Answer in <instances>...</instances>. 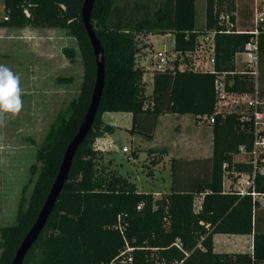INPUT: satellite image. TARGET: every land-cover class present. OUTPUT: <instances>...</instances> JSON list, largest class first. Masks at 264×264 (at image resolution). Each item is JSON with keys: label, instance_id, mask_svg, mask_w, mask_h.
<instances>
[{"label": "trees", "instance_id": "1", "mask_svg": "<svg viewBox=\"0 0 264 264\" xmlns=\"http://www.w3.org/2000/svg\"><path fill=\"white\" fill-rule=\"evenodd\" d=\"M83 2L4 0L8 19L0 20L1 26L65 30L77 42L84 71L78 95L57 114L37 145L36 161L30 166L32 187L28 196L25 193L29 184L22 189L16 222L0 228V264H12L47 199L66 149L92 100L97 63L82 19ZM235 7V0H207L206 25L198 28L196 0H165L154 11L138 0H127L122 5L116 0L95 1L91 20L105 59L102 97L92 128L79 145L55 206L23 264H112L125 243L124 237L133 245L164 247L179 237L185 248L191 250L184 264L264 263V232L255 227L258 198L251 193L242 195L233 188L224 190L226 171L233 179L234 172L254 171L251 160L236 158L241 156V147L246 151L252 149L254 120H241L240 110L215 114L216 74L211 71L192 67L153 70V91L147 94L144 81L147 67L137 58L140 35L172 33L174 49L185 54L195 50L201 38L215 31L217 71H236V54L244 49L252 34L249 30L225 32L226 26L220 24L219 15L228 12L234 21ZM259 28L258 80L250 74H228L227 88L232 92L253 93L257 89L264 96V23ZM64 51L71 61L75 59L73 49ZM59 81L71 82L73 78L60 77ZM107 111L132 113L129 131L147 138L153 137L158 117L163 113L197 117L215 114L214 122L209 123L213 129L212 155L172 157L170 189L159 197L141 191L135 181L111 169L104 162V151L95 147L98 137L115 128L102 118ZM254 185L259 196L264 195V173L256 172ZM201 194L202 209L196 211L194 201ZM120 224L123 234L116 227ZM205 224H209L208 229ZM215 233H254L253 252L217 253L213 249ZM202 237L205 249L195 248ZM143 252L148 251H136L135 264L144 262ZM162 254L167 258L183 255L176 247ZM150 262L145 257V264Z\"/></svg>", "mask_w": 264, "mask_h": 264}, {"label": "rangeland", "instance_id": "2", "mask_svg": "<svg viewBox=\"0 0 264 264\" xmlns=\"http://www.w3.org/2000/svg\"><path fill=\"white\" fill-rule=\"evenodd\" d=\"M127 0H116L122 5ZM143 6L147 5L154 11L163 4L162 0H138ZM1 4V3H0ZM203 1L197 0V26L203 27ZM264 7V1L260 8ZM143 14V12H141ZM140 13V14H141ZM5 17L0 8V20ZM252 27L254 24L252 23ZM1 26V25H0ZM249 28V29H251ZM151 40L155 50L171 48L174 37L168 34L154 33ZM75 51V59L67 56L64 49ZM148 54V55H147ZM151 54L145 50L147 68H153ZM143 60V58H142ZM238 69L244 66L239 60ZM0 64L6 65L19 75L22 107L19 112H0V228L16 222V214L22 189L29 184L26 196L30 194V166L36 161V148L39 145L51 123L59 112L63 111L68 103L75 98L80 90L83 79V63L76 40L65 30L58 28H7L0 27ZM147 73V72H146ZM72 77L73 81L60 82L59 78ZM148 86V83L146 82ZM146 86V91L150 89ZM183 116L185 133L191 134L195 130L201 131L203 147L194 155H208L212 149L210 126L200 127L193 121V115ZM115 111L104 112L102 118L109 122L114 119ZM158 127V140L163 145L173 144L171 155L177 156L175 148L178 141V123L180 117L174 114H165L161 117ZM122 123V122H120ZM193 124V125H191ZM209 125V124H208ZM113 131L109 132L112 133ZM112 156H105L104 162L115 166L126 176L132 172V180L136 181L141 191L162 192L168 191L171 183L170 163L161 153L153 155L149 151L141 150L139 157L132 156L136 143L130 140L125 128H118L110 137ZM129 148L128 152L124 147ZM165 153V152H164ZM151 154V156H150ZM170 157V156H169ZM111 158V160H110ZM237 160L244 159L241 156ZM158 159V162L155 160ZM166 165V167L164 166ZM164 166V167H163ZM113 169L112 167H110ZM35 176H33L34 178ZM161 194V193H160ZM160 194L158 196H160Z\"/></svg>", "mask_w": 264, "mask_h": 264}, {"label": "built area", "instance_id": "3", "mask_svg": "<svg viewBox=\"0 0 264 264\" xmlns=\"http://www.w3.org/2000/svg\"><path fill=\"white\" fill-rule=\"evenodd\" d=\"M25 12L28 16L30 15L27 10H25ZM4 18L8 19L6 16ZM219 20L220 24L226 26L225 32L227 33H241L247 31L238 28L236 20L233 21L231 14L228 12H221ZM263 23L264 7L256 10L253 19L254 27L248 29L252 34V37L245 44L244 49L236 54V64H238L239 67V60L241 59V63L244 66L243 69H238L237 67L236 71H217L215 67V31L201 38L198 47L185 54L174 49V47L152 50L149 52L151 54V62L149 64L153 65L154 70L164 71L175 68L184 69L192 67L194 69L215 73V90L217 97L215 114H226L227 112L240 110L243 112L241 120H254V141L252 149L246 151L244 147H241V157L244 158L242 160H251L254 166V171L252 173L234 172L236 176L234 179L228 175L227 171L224 174V190H230L233 188L242 195L251 193L254 198L259 197V194L255 191L254 185L256 172L260 171L264 173V96H261L257 89L253 93L232 92L228 90L226 76L235 72L250 74L257 82L259 76V27ZM146 64L148 63L145 62V66L147 67ZM215 114L209 117L201 116L200 121L212 123L215 120ZM124 151H129V148L125 146ZM202 203L203 196L201 194L194 201V208L196 211L202 209ZM201 223L204 224L203 221H201ZM205 226L207 229L209 228V224H205ZM116 227H118L123 234V226L120 224ZM124 239L125 243L112 264H135L138 260L135 254L136 251H148L147 253L143 252L144 262L142 264H145V257L151 261L149 264H184L186 258L191 253V250L185 248L184 241L179 237L175 238L173 243L168 247L145 246V243L143 245H133L125 237ZM202 240H204V237L201 238L195 248L205 249ZM170 247H176L180 250L183 253L182 257L167 258L166 255L162 254L164 250H167Z\"/></svg>", "mask_w": 264, "mask_h": 264}, {"label": "crops", "instance_id": "4", "mask_svg": "<svg viewBox=\"0 0 264 264\" xmlns=\"http://www.w3.org/2000/svg\"><path fill=\"white\" fill-rule=\"evenodd\" d=\"M163 2L165 0H162ZM203 1V13H202V18H203V27L206 25V6H207V0H202ZM264 0H235L236 7L235 11L233 14L235 15V20L238 28H241L243 30H248L251 28L253 25V19H254V14L257 9H260V5H262V2ZM0 8L3 9L5 8L4 5V0H0ZM196 10H197V0H196ZM5 14V12H4ZM197 20V19H196ZM197 24V22H196ZM3 27L4 30L10 27ZM198 27V26H197ZM203 27H198V28H203ZM51 29V28H50ZM153 33H149L147 35H140L139 36V44H138V60L140 63L145 65V50H148V53L151 52L152 50H155L153 41L151 40V35ZM168 35H174L172 33H167ZM174 47V41L173 45ZM171 47V48H172ZM148 55V54H147ZM143 58V60H142ZM238 67V64H237ZM153 68H147V73L144 74V81H145V86L146 82L148 83V88L150 89V92H147V94L152 93L153 91V86H154V72ZM165 114H174L180 117V121L178 123V135H177V143H176V152L177 156L171 155V151H173V144L170 145H163L164 147L161 148V144L159 143L158 140V127L161 123V117L164 116ZM186 114H178V113H163L159 115L157 125L153 134L152 138H147L142 134L139 133H131L129 129L132 127L133 124V116L132 113L130 112H115V117L114 119H111V121L106 122L108 124L113 125L115 128L112 133L106 132L102 136L98 137L95 143L96 148H100L102 151H104L105 156L109 157V154L112 156V149L110 147V142H111V135L115 133L118 128H125L129 135H130V140L136 143L135 150L132 153V156L134 158H138L140 151L145 150L149 151L150 153L159 154L161 153V158L163 159L164 156H168L167 159L170 163V159L172 157H184V158H194V157H206V156H211L213 150L211 151L210 154L206 155H194L198 152L197 150L199 147H203V141L201 140V135L202 132H196V130L191 133L187 134L185 133V126L188 125V123H183V116ZM193 115V114H191ZM193 121L191 123H196V125H199L200 127L204 126H210L211 132H210V138L212 139V149H213V129L212 125H210L207 121L201 122L200 117L193 115ZM122 122V123H120ZM209 124V125H208ZM193 125V124H191ZM165 152V153H164ZM151 156V154H150ZM170 156V157H169ZM111 160V158H110ZM112 161L111 167L119 172V168L115 166L117 164V160ZM166 167V165H164ZM163 166V167H164ZM121 173V172H120ZM123 174V173H122ZM132 175L134 174L132 172L127 171L126 176L129 177L131 180ZM134 181V180H133ZM136 182V181H135ZM137 183V182H136ZM171 186V183H170ZM169 186V189H170ZM162 192L156 193L153 192L156 197H159L158 195ZM166 192V191H165ZM160 194V195H161ZM259 200V205L256 207L255 210V227L257 228L258 231L264 232V195L258 197ZM213 249L217 253H252L254 249V233L251 234H227V233H215L213 235Z\"/></svg>", "mask_w": 264, "mask_h": 264}, {"label": "water", "instance_id": "5", "mask_svg": "<svg viewBox=\"0 0 264 264\" xmlns=\"http://www.w3.org/2000/svg\"><path fill=\"white\" fill-rule=\"evenodd\" d=\"M96 0H84L82 7V19L89 35L90 41L93 46L94 54L96 56L97 63V77L94 86L93 96L88 108V111L81 123L78 132L68 145L66 152L64 154L63 162L61 164L60 170L56 177V180L47 196L44 205L38 214L36 221L33 223L32 227L22 240L16 255L12 261V264H23L24 258L28 251L38 239L40 233L44 229L46 222L55 206V203L60 195V192L68 178V174L72 165L73 158L79 147V145L84 141L89 131L92 128L95 116L98 111L99 103L102 97L104 84H105V59L104 52L100 40L98 39L95 30L92 25L91 13Z\"/></svg>", "mask_w": 264, "mask_h": 264}, {"label": "clouds", "instance_id": "6", "mask_svg": "<svg viewBox=\"0 0 264 264\" xmlns=\"http://www.w3.org/2000/svg\"><path fill=\"white\" fill-rule=\"evenodd\" d=\"M19 75L0 64V112L17 113L22 107Z\"/></svg>", "mask_w": 264, "mask_h": 264}]
</instances>
